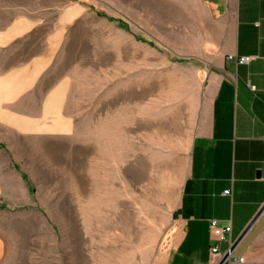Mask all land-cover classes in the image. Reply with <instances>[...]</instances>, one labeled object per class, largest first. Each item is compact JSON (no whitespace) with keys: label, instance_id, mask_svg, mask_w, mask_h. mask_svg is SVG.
<instances>
[{"label":"crops","instance_id":"0c3cea01","mask_svg":"<svg viewBox=\"0 0 264 264\" xmlns=\"http://www.w3.org/2000/svg\"><path fill=\"white\" fill-rule=\"evenodd\" d=\"M131 2L133 24L148 19L150 32L164 35L166 49L196 67L195 89L185 102L191 132L186 176L167 228L158 229L154 216L139 213L142 230L135 239L126 229L134 222L115 214L132 208L120 203L95 206L105 213L86 218L85 228L95 227L108 240L100 264H217L211 223L231 226L235 244L264 206V0H145L148 11L140 8L142 0ZM91 12L76 0H26L8 12L0 24V139L6 132L73 139L71 80L56 76V66L72 27ZM242 58L250 62L240 64ZM3 162L0 151V199ZM159 237L170 241L163 253H157ZM228 239L219 244L220 254L229 248ZM5 256L0 232V264ZM231 264H264V213Z\"/></svg>","mask_w":264,"mask_h":264},{"label":"rangeland","instance_id":"374dc122","mask_svg":"<svg viewBox=\"0 0 264 264\" xmlns=\"http://www.w3.org/2000/svg\"><path fill=\"white\" fill-rule=\"evenodd\" d=\"M25 1L0 0V24ZM76 1L92 12L72 27L56 66V76L71 80L68 112L76 134L51 141L6 132L0 139L1 264H100L108 240L85 228L86 218L105 213L95 206L132 208L108 213L134 222L126 229L138 239L139 213L154 216L158 229L169 226L186 176L185 102L196 67L167 50L148 19L133 24L131 0ZM140 5L148 11V2ZM169 245L159 237L157 253Z\"/></svg>","mask_w":264,"mask_h":264},{"label":"built area","instance_id":"2783aa9c","mask_svg":"<svg viewBox=\"0 0 264 264\" xmlns=\"http://www.w3.org/2000/svg\"><path fill=\"white\" fill-rule=\"evenodd\" d=\"M250 62V58H242L239 60L240 64H248ZM225 195H230V192H225ZM211 231L212 234L216 237V241L218 242L215 247L212 248L211 252L212 255L218 256L220 255V259L218 260L217 264H221V262L225 259L223 264H231L232 262V254H233V247L234 242L231 241V232L232 228L231 226H228L226 228H219L216 221H213L211 223ZM228 239L229 248L226 250L224 254H220V243L226 242V238ZM243 259L237 260V262L241 263L243 262Z\"/></svg>","mask_w":264,"mask_h":264},{"label":"water","instance_id":"95a60500","mask_svg":"<svg viewBox=\"0 0 264 264\" xmlns=\"http://www.w3.org/2000/svg\"><path fill=\"white\" fill-rule=\"evenodd\" d=\"M264 213V206L262 207V209L260 210V212L258 213V215L256 216V218L253 220V222L250 224V226L247 228V230L245 231V233L240 237V239L234 244L233 247V251L236 249V247L238 246V244L240 243V241L242 240V238L245 236V234L247 233V231L250 229V227L253 225V223ZM225 261V259L221 262V264H223V262Z\"/></svg>","mask_w":264,"mask_h":264}]
</instances>
